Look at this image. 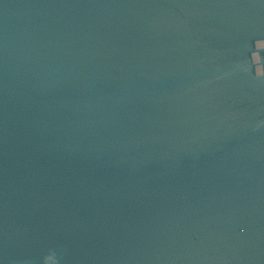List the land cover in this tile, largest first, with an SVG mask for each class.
Returning a JSON list of instances; mask_svg holds the SVG:
<instances>
[{
    "label": "water",
    "instance_id": "95a60500",
    "mask_svg": "<svg viewBox=\"0 0 264 264\" xmlns=\"http://www.w3.org/2000/svg\"><path fill=\"white\" fill-rule=\"evenodd\" d=\"M0 264H264V0H0Z\"/></svg>",
    "mask_w": 264,
    "mask_h": 264
}]
</instances>
